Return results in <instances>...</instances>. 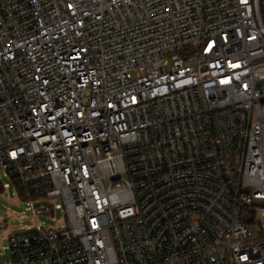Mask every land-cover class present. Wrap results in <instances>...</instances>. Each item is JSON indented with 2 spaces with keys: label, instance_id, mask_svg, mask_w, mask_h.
I'll use <instances>...</instances> for the list:
<instances>
[{
  "label": "built area",
  "instance_id": "2783aa9c",
  "mask_svg": "<svg viewBox=\"0 0 264 264\" xmlns=\"http://www.w3.org/2000/svg\"><path fill=\"white\" fill-rule=\"evenodd\" d=\"M0 170L11 264H264V0H0Z\"/></svg>",
  "mask_w": 264,
  "mask_h": 264
},
{
  "label": "rangeland",
  "instance_id": "374dc122",
  "mask_svg": "<svg viewBox=\"0 0 264 264\" xmlns=\"http://www.w3.org/2000/svg\"><path fill=\"white\" fill-rule=\"evenodd\" d=\"M4 183H9L10 188H3ZM0 221L9 220L7 222L6 231L0 232V264H11V257L9 249L4 250L3 246L9 244V234H23L28 231H34L37 226L41 227L56 225L63 222L65 217L62 210H57L54 217L40 214L35 217L21 218L23 215H27L30 211L27 209V201L23 200L18 194L15 184L12 178L7 175L4 170H0ZM55 201H61L60 198ZM36 205H43L49 202L47 199H39L34 201ZM260 218L264 221V218ZM30 227V229H28ZM5 252V256L3 254Z\"/></svg>",
  "mask_w": 264,
  "mask_h": 264
}]
</instances>
